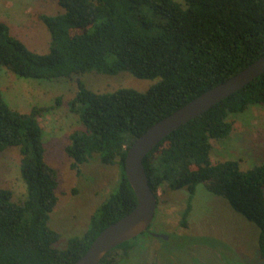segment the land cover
<instances>
[{"label": "trees", "instance_id": "16d2710c", "mask_svg": "<svg viewBox=\"0 0 264 264\" xmlns=\"http://www.w3.org/2000/svg\"><path fill=\"white\" fill-rule=\"evenodd\" d=\"M61 13L40 14L50 35L49 50L38 53L0 22V65L35 79H74L78 89L69 110L81 128L64 147L71 168L97 155L120 170L115 187L90 216L81 236L55 247L60 232L49 225L57 204L58 171L45 157L38 117L54 105L27 112L9 106L0 91V154L17 147L25 198L13 201L0 187V264H72L106 226L129 213L136 197L124 173L127 149L150 125L207 89L225 81L264 54V0H57ZM86 72L159 80L145 91L121 87L110 92L88 89ZM59 101L58 99L56 100ZM264 105V73L166 135L143 159L148 184L160 201L161 188L184 189L181 212L186 226L197 185L227 201L253 223L264 260V160L242 169L239 160L210 159L211 139H226L229 116ZM124 241L98 264L124 262L138 251V239ZM143 243V242H142ZM144 246V243L141 244Z\"/></svg>", "mask_w": 264, "mask_h": 264}, {"label": "rangeland", "instance_id": "374dc122", "mask_svg": "<svg viewBox=\"0 0 264 264\" xmlns=\"http://www.w3.org/2000/svg\"><path fill=\"white\" fill-rule=\"evenodd\" d=\"M62 11L57 0H0V22L38 53H46L50 44L49 32L39 15ZM78 78L96 92L121 87L145 91L159 80V77L137 78L127 72L113 75L86 72ZM77 89L75 78H25L0 65V91L9 106L27 112L34 105H54L38 121L43 129L46 161L58 171V201L49 220V225L61 234L54 245L57 248H64L69 238L84 233L91 214L115 187L120 173L117 164H103L97 155L82 164L79 173L71 168L72 159L64 147L69 142V133L82 127L78 115L69 110ZM228 119L233 121V130L226 139H211V161L236 159L246 169L264 160V105L250 106ZM19 159L18 148L14 146L0 154V187L10 188L15 202L24 199L26 193ZM158 196L160 201L150 228L167 239L150 236L149 241H144L147 249L129 256L124 264H264L257 246V227L231 209L222 197L197 185L184 227L179 223L186 191L161 188ZM120 254L118 249L112 255L119 258Z\"/></svg>", "mask_w": 264, "mask_h": 264}, {"label": "water", "instance_id": "95a60500", "mask_svg": "<svg viewBox=\"0 0 264 264\" xmlns=\"http://www.w3.org/2000/svg\"><path fill=\"white\" fill-rule=\"evenodd\" d=\"M264 73V54L225 81L207 89L172 113L150 125L126 151L124 173L136 197L135 207L126 215L103 228L87 250L72 264H98L114 247L141 234L149 227L156 209L143 166V159L163 137L197 117L216 103ZM164 239V234H156Z\"/></svg>", "mask_w": 264, "mask_h": 264}, {"label": "flooded vegetation", "instance_id": "af4514ba", "mask_svg": "<svg viewBox=\"0 0 264 264\" xmlns=\"http://www.w3.org/2000/svg\"><path fill=\"white\" fill-rule=\"evenodd\" d=\"M156 212H157V205H156V209H155V214H156ZM180 224V223H179ZM156 234H160V233H155V232H153L152 231V229L150 228V225H149V227L147 228V230H145V233L138 239V246L137 247H135V250H137L138 251V253H141V252H143V250L144 249H147V248H145L144 246H142L141 244H143L144 243V241L146 240H148L149 241V239H150V236H154V237H157V238H161V239H164L163 237H161V236H156ZM167 239V238H166ZM143 242V243H142ZM139 248H141V251L139 252ZM157 249V247H155V248H153L152 249V252L153 253H155V250ZM132 256V255H131ZM118 257H114V256H112L111 257V259H113V260H115V259H117ZM197 258V257H196ZM119 259V258H118ZM117 259V260H118ZM197 259H199V258H197ZM117 260H115V262L117 261ZM128 261V257H126L125 259H124V262L122 263L121 262V264H124V263H126Z\"/></svg>", "mask_w": 264, "mask_h": 264}]
</instances>
